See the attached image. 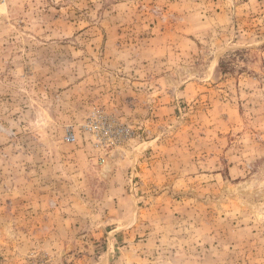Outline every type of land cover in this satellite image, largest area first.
I'll return each instance as SVG.
<instances>
[{
  "label": "rangeland",
  "instance_id": "rangeland-1",
  "mask_svg": "<svg viewBox=\"0 0 264 264\" xmlns=\"http://www.w3.org/2000/svg\"><path fill=\"white\" fill-rule=\"evenodd\" d=\"M0 12V264H264V0Z\"/></svg>",
  "mask_w": 264,
  "mask_h": 264
},
{
  "label": "built area",
  "instance_id": "built-area-1",
  "mask_svg": "<svg viewBox=\"0 0 264 264\" xmlns=\"http://www.w3.org/2000/svg\"><path fill=\"white\" fill-rule=\"evenodd\" d=\"M3 2H4V0H0V5H1ZM0 14H1V12H0ZM65 139H66L67 141H73V140L75 139V135H74V133H73L69 128H67V130H66Z\"/></svg>",
  "mask_w": 264,
  "mask_h": 264
}]
</instances>
